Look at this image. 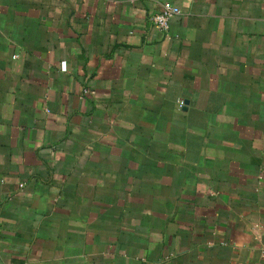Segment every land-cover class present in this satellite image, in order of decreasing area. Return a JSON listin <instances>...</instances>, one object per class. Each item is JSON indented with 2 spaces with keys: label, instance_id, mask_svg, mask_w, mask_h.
<instances>
[{
  "label": "crops",
  "instance_id": "crops-1",
  "mask_svg": "<svg viewBox=\"0 0 264 264\" xmlns=\"http://www.w3.org/2000/svg\"><path fill=\"white\" fill-rule=\"evenodd\" d=\"M150 263L264 264V0H0V264Z\"/></svg>",
  "mask_w": 264,
  "mask_h": 264
},
{
  "label": "built area",
  "instance_id": "built-area-1",
  "mask_svg": "<svg viewBox=\"0 0 264 264\" xmlns=\"http://www.w3.org/2000/svg\"><path fill=\"white\" fill-rule=\"evenodd\" d=\"M179 15H181V11L179 8L167 5L163 8L161 12L152 16L151 21L153 26L167 37L169 35L172 20L178 17ZM84 93L85 95L90 94L88 90L84 91ZM179 106L181 108L184 107V103L179 102Z\"/></svg>",
  "mask_w": 264,
  "mask_h": 264
}]
</instances>
